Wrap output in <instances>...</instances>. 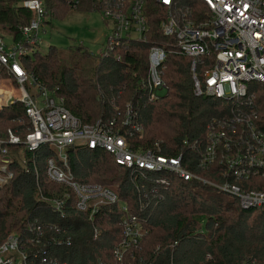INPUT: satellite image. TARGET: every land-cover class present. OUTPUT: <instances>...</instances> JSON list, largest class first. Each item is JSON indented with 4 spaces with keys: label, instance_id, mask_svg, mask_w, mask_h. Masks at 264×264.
<instances>
[{
    "label": "trees",
    "instance_id": "16d2710c",
    "mask_svg": "<svg viewBox=\"0 0 264 264\" xmlns=\"http://www.w3.org/2000/svg\"><path fill=\"white\" fill-rule=\"evenodd\" d=\"M144 1L146 43L115 39L97 53L82 44L64 49L48 46L44 52L35 45L22 55V65L37 83L61 97L81 123L113 119L119 127L128 110L131 123L119 130L130 147L145 149L156 142L160 154H180L190 171L218 182L217 170H199L197 160L205 144V125L212 117L226 115L230 101L193 94L191 59L175 52L172 37L160 32L164 8L154 0ZM41 3L44 23L61 19L69 10L97 8L93 0H81L75 8L69 0ZM31 17L19 0H0V36L23 42L17 27ZM148 44L167 50L157 69L165 93L156 99H149ZM208 66L210 61H202L194 73L200 76ZM2 76L8 77L0 67ZM246 86L254 87L251 104L257 127L264 130V86L254 81ZM7 128L17 136L29 129L19 101L0 112V132ZM8 147L22 148V156L20 161L12 155L8 163L12 175L0 185V243L8 233L16 234L25 254L22 264H111V251L120 237V205L144 229L138 247L130 249L126 258L130 264H264L263 208L242 209L236 198L199 181L125 168L101 149L71 146L66 158L73 178L106 186L118 200L101 206L89 219L87 212L73 207L74 195L67 186L46 177L45 160L54 154L52 146L42 144L34 151L20 144ZM160 175L167 184L156 182ZM64 193L68 198L61 216L48 200Z\"/></svg>",
    "mask_w": 264,
    "mask_h": 264
},
{
    "label": "built area",
    "instance_id": "2783aa9c",
    "mask_svg": "<svg viewBox=\"0 0 264 264\" xmlns=\"http://www.w3.org/2000/svg\"><path fill=\"white\" fill-rule=\"evenodd\" d=\"M80 1L69 0L72 8ZM93 1L97 8L92 11L99 12L102 20L111 24V34L105 39L108 45L120 38L146 43L148 23L144 0ZM154 1L164 8L160 32L172 37L175 52L191 59L193 94L230 101L226 115L212 117L205 125V144L197 160L199 170H217L219 181L190 171L180 154H160L156 142L145 149L130 147L128 137L119 130L122 125L131 123L128 110L119 127L113 119L81 123L64 107L61 97L35 81L22 65L21 57L35 45L38 47L41 41L38 37L44 23L41 0H19V5L32 13L26 24L17 27L23 42L5 44L0 36V67L19 92L14 99L12 90H2L0 112L19 101L29 123L22 139L11 129L5 131V136L0 135V179L5 178L4 164L10 161L6 156L9 145L20 144L34 151L48 144L53 147L54 154L45 160L46 177L53 183L67 186L74 195L73 207L87 212L91 219L101 206L118 200L115 192L106 186L80 183L73 178L66 150L71 146H85L103 150L119 166L196 180L236 198L242 209H264V130L257 127L251 104L254 87L246 86L250 81L264 86V0H190L199 5L186 3L189 0ZM166 52L162 45L148 44L146 48L149 99H156L164 92L157 69ZM202 61H210V66L197 76L194 69ZM156 182L165 185L167 179L160 175ZM67 198L68 194L64 193L49 199L48 203L62 216ZM120 211V237L111 251V264H130L126 258L130 249L138 247L144 229L125 205H120ZM24 260L17 235L8 233L0 243V264H22Z\"/></svg>",
    "mask_w": 264,
    "mask_h": 264
},
{
    "label": "rangeland",
    "instance_id": "374dc122",
    "mask_svg": "<svg viewBox=\"0 0 264 264\" xmlns=\"http://www.w3.org/2000/svg\"><path fill=\"white\" fill-rule=\"evenodd\" d=\"M110 34L111 24L105 23L99 12L69 10L61 19L52 18L47 20V23H43L38 31V37L41 40L38 43V50L44 52L48 46L64 49L71 45L82 44L91 53H97L104 44L106 37L110 36ZM3 39L5 44H10V39L7 37ZM2 90H12L14 99L19 96L15 85L9 82L4 76L0 78V91ZM5 131H1L0 135L5 136ZM18 137L22 139L23 136ZM14 153L21 161L22 148H6V156L8 159L11 160ZM4 165L5 173H3V176L5 178L1 177L0 185L6 182L12 175V171L8 168V163ZM7 174H10V176Z\"/></svg>",
    "mask_w": 264,
    "mask_h": 264
},
{
    "label": "water",
    "instance_id": "95a60500",
    "mask_svg": "<svg viewBox=\"0 0 264 264\" xmlns=\"http://www.w3.org/2000/svg\"><path fill=\"white\" fill-rule=\"evenodd\" d=\"M164 93H165V89H164V92L163 93L158 94V97H162L164 95Z\"/></svg>",
    "mask_w": 264,
    "mask_h": 264
},
{
    "label": "crops",
    "instance_id": "0c3cea01",
    "mask_svg": "<svg viewBox=\"0 0 264 264\" xmlns=\"http://www.w3.org/2000/svg\"><path fill=\"white\" fill-rule=\"evenodd\" d=\"M88 12H90V11H88Z\"/></svg>",
    "mask_w": 264,
    "mask_h": 264
}]
</instances>
